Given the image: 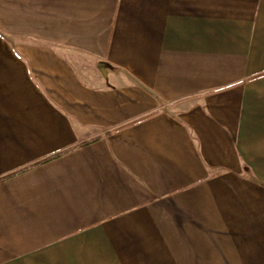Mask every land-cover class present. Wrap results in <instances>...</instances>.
Returning <instances> with one entry per match:
<instances>
[{
    "label": "crops",
    "instance_id": "crops-1",
    "mask_svg": "<svg viewBox=\"0 0 264 264\" xmlns=\"http://www.w3.org/2000/svg\"><path fill=\"white\" fill-rule=\"evenodd\" d=\"M0 264H264V0H0Z\"/></svg>",
    "mask_w": 264,
    "mask_h": 264
},
{
    "label": "trees",
    "instance_id": "trees-1",
    "mask_svg": "<svg viewBox=\"0 0 264 264\" xmlns=\"http://www.w3.org/2000/svg\"><path fill=\"white\" fill-rule=\"evenodd\" d=\"M88 142H84L82 145H85V144H87ZM81 146V145H80Z\"/></svg>",
    "mask_w": 264,
    "mask_h": 264
}]
</instances>
